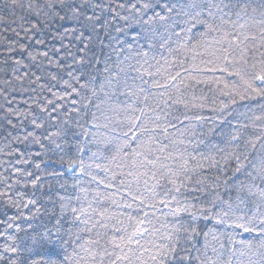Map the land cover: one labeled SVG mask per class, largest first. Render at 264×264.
<instances>
[{"label": "trees", "instance_id": "trees-1", "mask_svg": "<svg viewBox=\"0 0 264 264\" xmlns=\"http://www.w3.org/2000/svg\"><path fill=\"white\" fill-rule=\"evenodd\" d=\"M121 2L125 7L117 6ZM135 2L137 0H101L102 4L111 5L113 11L103 13V27L98 22L96 31L89 29L85 32V37L90 39L88 47L84 48L80 37L73 31L83 29L75 22L41 24L27 10L29 0H15V3L13 0H0V192L7 193L0 196V264H94L89 250L96 252L98 246L91 241L97 239L98 232L113 234L112 229L117 226L130 229L129 214L144 219L145 227L154 233L150 239L159 244L168 242L162 237L170 234L175 227L182 226L189 232L194 228L199 233L193 240L195 246L182 238L181 248L192 247L193 257H204L206 254L210 264L211 261L216 264H248L249 256L253 260L258 259L253 253L264 238L246 233L241 228L229 227L236 222H246L256 213V204L253 203L256 198L238 191L241 182L248 180L245 171H251V168L235 173L234 165L225 167L222 157L233 150L229 140L231 134L237 132V125L251 124L253 114L264 113V99L256 97L241 101L237 97L236 104L220 111L230 99L222 93L232 91L233 85L235 90L243 91V82L236 76H229L228 72L193 69L225 67L233 70L217 52L224 45L215 41L227 32L258 37L259 24H254L253 18L257 22L261 19L264 0H213L223 10L217 16L224 15L225 22L222 23V31L209 33L203 38L200 37L204 31L201 26L193 28L191 33L181 31L186 26L183 17L175 12L170 15L179 22V26L172 20L156 21L151 26L142 22L125 24L120 17L126 15L131 18L133 13L127 9ZM244 5L249 6L247 13L240 12ZM141 15L148 19L151 12L147 15L141 12ZM109 20L112 22L109 23ZM216 23L221 24V21L217 19ZM149 27L154 30L151 36L153 47L149 49L145 45L143 50L148 51L147 58L137 56L139 44L132 37L147 32ZM121 28L123 32L119 31ZM200 39L202 43H198ZM247 43L259 48L261 40L258 37L255 42L249 40ZM45 52L47 57L43 55ZM213 52H216L215 56ZM30 56H35L36 60H31ZM234 56L239 60L238 55L234 53ZM247 56L251 63L254 53L249 51ZM73 57L84 58V64H74L70 68L68 65L73 63ZM259 59V55H255L256 62ZM17 60L20 64L15 63ZM49 60L53 61L51 66ZM57 61L59 67L55 66ZM105 64L113 76L121 67L126 69L120 73L121 87L115 90L97 87L93 95L89 89L109 75L103 72ZM129 64L135 65L139 72L129 68ZM157 68L165 75L179 71L183 78L194 76L210 82L197 85L186 80V83H193V87L185 93L190 109L180 108L175 114L186 112L190 119L178 125L179 130L169 128L168 138L161 135L156 144V147L164 148L157 155L171 154L174 157L165 161L173 168L181 154L188 159L190 167H196L193 182L185 181V187L179 193L170 191L173 185L164 180L157 185L147 176H142L137 182L135 177L127 175L130 171H137L131 164L135 157L129 149L119 150L126 139L122 135L125 129L121 123L127 114L124 109L130 105L143 107L135 97L125 94L123 81L127 80L131 86L129 91L134 88L138 91L137 86L148 89L160 77L145 75L147 83H144L139 78L140 73H155ZM186 68L189 71L186 72ZM33 73L41 77L35 83L32 82L35 80ZM52 75L57 79L51 80ZM93 75L96 81L87 89L81 88L80 84ZM17 76L22 77L23 83L16 79ZM74 77L80 80V84ZM65 82L72 84L76 91L66 87ZM224 83L228 84L227 89ZM41 84L43 87H40ZM61 96L64 99L58 98ZM49 100L53 103H47ZM42 107L48 108L51 115L42 112ZM197 115L204 119L197 121ZM34 119L42 122L44 127L36 128L32 123ZM256 123L255 130L241 128L240 134L244 137L257 134L261 122ZM56 144L60 147L57 148ZM221 148L225 152H220ZM209 156L221 163L213 166L207 159ZM198 164L203 167H197ZM196 178H203L205 184H195ZM144 180L148 181L147 185ZM192 188L203 190L191 191ZM129 191L138 195L135 202L131 200ZM140 198L145 200V204L139 203ZM29 200L35 203L29 204ZM161 200L166 203H160ZM129 203L132 208L124 207ZM149 204L155 207H148ZM137 206L143 208V212L134 211ZM185 206L196 214L195 218L183 211L176 216L172 214L174 209ZM72 208L78 211L73 213ZM201 208H210V211L201 212ZM80 210L85 214L81 215ZM101 212L105 213V218L100 216ZM261 212L264 213V208ZM256 215L259 218L260 213ZM75 216H80V219L75 220ZM238 217L244 219L238 220ZM85 220L87 224L83 223ZM97 220L109 227L96 225ZM121 220L124 225L118 223ZM218 220L223 222L217 223ZM57 232L67 241L64 248L58 244L53 247L41 240L44 233L55 239ZM34 238L38 241L35 244ZM249 244L252 249L248 248ZM9 246L17 251L5 252L4 248ZM65 255L67 261H64ZM190 264H198V261L192 260Z\"/></svg>", "mask_w": 264, "mask_h": 264}, {"label": "snow or ice", "instance_id": "snow-or-ice-1", "mask_svg": "<svg viewBox=\"0 0 264 264\" xmlns=\"http://www.w3.org/2000/svg\"><path fill=\"white\" fill-rule=\"evenodd\" d=\"M15 3V0H13ZM23 7V5H20ZM120 8L125 7L124 3L121 2L117 5ZM248 5H244L240 12L247 13ZM159 9V11H157ZM27 10L37 17L38 23L51 25L53 22L58 21H73L79 25L83 31L77 32L73 30L76 35L81 39L82 46L84 48L88 47V41L90 38L85 37V32L89 29L91 31H96V25L98 22L101 23L103 27L102 18L105 11L112 13L113 9L111 5H105L101 3V0H29L27 5ZM215 10V11H214ZM127 11L132 12L133 16L120 17L125 21V24L142 22L143 24L151 26L152 23L156 21L167 22L172 20L173 23L179 26V22L173 19L170 15L175 12L177 16L183 17V24L186 26L181 29V31L186 33H191L193 28L201 26L204 31L200 33V37L203 38L212 32L222 31V23H224V15L217 16V13L222 12V8L213 0H137L135 3H131ZM253 12L256 9H252ZM91 12V15H89ZM141 12L144 15H147L151 12V16L148 19H144V16L141 15ZM240 12L237 15H240ZM116 15H119L118 13ZM261 19L257 22L253 18L254 24H259L258 27V37L261 40L260 47L255 48L254 46H249L247 41L251 40L255 42L257 40V35L249 36L245 33L236 35L235 33L227 32L224 33L223 37L217 41V44H222L224 46L217 49V52L221 53V59L226 64H230L232 69L229 71L228 68L218 67V68H194L195 71H220L228 72L229 76H236L240 81L243 82L244 88L243 91L235 90V85H233L232 91H227L222 93L223 95L228 96L229 104H224L220 111H223L225 108L230 105L237 103V97L241 101L250 98L259 97L264 99V7L260 11ZM219 19L221 24H217L216 20ZM111 23L112 21H108ZM244 27V25H241ZM119 31L123 32L124 29L121 28ZM154 30L149 27V30L144 33H138L136 36H133L132 39L139 44V49L136 50L137 56H142L147 58L148 51H144L145 45L150 49L153 47L151 36ZM180 35V33H175ZM230 37H234L231 39ZM190 39L192 37H189ZM143 41L144 43H141ZM203 40H198V43H202ZM59 51V49L57 50ZM252 51L254 56L252 62H249L247 53ZM234 53L239 56V60L235 59ZM47 57V53H43ZM212 55H216V52H213ZM255 55H259L260 59L258 62L255 60ZM135 58V57H133ZM30 59L35 61V56H30ZM84 58H75L73 57V63L68 66L71 68L74 64H84ZM16 64H20V61H15ZM147 63V59H145ZM53 61L49 60V65L51 66ZM239 65V66H237ZM55 66L59 67V62H55ZM129 68L134 71L139 72V69L135 65L129 64ZM143 67V65H141ZM126 69L121 67L115 76L111 75V70L105 64L103 72L109 73L106 75L102 81L98 82L95 86L91 87L89 90L96 94V88L99 87L101 90L111 87L113 90L121 87L120 73L125 72ZM167 71V70H165ZM189 71V69H185ZM35 77V80L32 82L40 80L41 77L36 73L32 74ZM158 76L159 79H156L152 82L150 88L145 89L142 86H137L136 88L129 91L131 87L128 85L127 80L123 81V87L125 89V94L129 97H135L136 100L140 101L143 104V107L137 106H128L124 111L127 113L125 119L121 121L124 125V131L122 132L125 141L119 150L129 149L130 153L135 159L131 161L132 166L137 169V171H130L127 173L129 176L135 177L138 182L142 176H147L149 179L156 181V184L159 185L160 180L166 181L168 184L173 185V189L170 191H175L179 193L181 188L185 187L184 182L189 183L193 182L194 177L196 176V167H190L188 159H185L183 154L179 158L175 168L172 165L166 163L165 161L173 159L174 157L169 154V156H160L157 155L158 152H163V147H156V144L160 141L161 135H164L165 138H168L169 128H177L178 125L185 124V121L190 119L187 116V113L184 112L183 119L181 115H176L175 112H179L180 108L190 109V103L185 100V93L187 89L193 87V83H186V80L193 81L194 84H208L210 83L207 80L199 79L194 76H189L187 78L181 77V73L177 71L175 74L168 73L165 75L163 72L157 68L155 73L145 72L140 73V80L144 83V76ZM179 78V79H178ZM16 79L23 83V79L20 76H17ZM51 80H56L55 75L50 76ZM77 84H80V80L74 77ZM96 76L93 75L90 80H86L84 84H80L81 88L87 89L89 85H92L96 81ZM218 82V81H212ZM10 83V81H8ZM66 87L71 88L73 91L76 89L72 84L67 82ZM183 86V87H181ZM40 87H43L41 84ZM224 88H228V84L224 83ZM152 89H163L161 92L153 91ZM143 93L141 96L140 94ZM113 94L115 92L113 91ZM2 95V93H0ZM55 95V93H53ZM79 95V92H77ZM59 99H64V97H58ZM47 103L52 104V101H47ZM90 103V101H89ZM203 107V105H199ZM99 107V105H97ZM191 107H196V105H191ZM150 110V111H149ZM42 112L48 113V108L42 107ZM215 111V109H213ZM197 121L204 119L203 116L197 115L195 117ZM251 124L237 125V132L231 134L229 143L233 145V150L225 153L222 157L223 164L225 167L229 165H234V172L240 173L242 170H247L251 168V171H245L247 176V182H241V185L238 188L240 192H246L248 196L255 197L256 200L253 201L256 204V213H260L259 218L256 213H253L251 217L248 218L246 222H236L229 227H236L243 229L246 233H252L256 236L264 238V213L261 212V208H264V113L260 115L253 114L250 117ZM175 121V122H174ZM257 121L261 122L259 125L258 133L254 136L244 137L240 134L239 129L257 128ZM178 122V123H176ZM11 123V121H9ZM32 123L36 128H43L44 124L33 120ZM95 126V125H94ZM179 130V129H178ZM31 135V134H30ZM51 139V137H48ZM27 139V137H25ZM35 142L39 143V140L33 137ZM239 142V143H236ZM135 144L136 147L133 148L132 145ZM56 147L59 148L60 145L56 144ZM220 152H225L223 148L219 149ZM195 159V157H192ZM212 162L213 166H217L221 161L216 160L215 157H207ZM258 160V163L256 162ZM197 167H203V165L198 164ZM39 168V165H37ZM144 169V171H139ZM29 175H31L29 173ZM38 179V178H37ZM219 180V177H216ZM179 181V183H178ZM259 181V183H257ZM195 184L204 185L205 180L203 178H196ZM225 184L227 180L223 181ZM145 185L148 181L144 180ZM109 185H105L108 187ZM129 188L132 187L131 182H129ZM35 187V184H33ZM202 188H192L191 191H201ZM131 196V200L135 202L139 197L134 195L129 191L128 193ZM7 195V193L0 192V196ZM175 200V197H173ZM29 204L35 203L33 200L28 201ZM139 203L141 205L145 204V200L140 198ZM160 203H166V201L161 200ZM179 203V201H177ZM214 206V202H213ZM124 207L132 208L131 203L125 204ZM148 207H155L154 204H149ZM194 207V205H193ZM71 211L76 213L77 208H72ZM134 211L143 212V208L137 206ZM181 211L186 212L189 216L195 218V213L190 211L188 206H185L183 209L177 208L174 209L173 215H178ZM201 212H208L209 209L201 208ZM80 214L84 215V211L80 210ZM147 216V213H144ZM227 215V213H224ZM100 216L105 218V213L101 212ZM111 219L112 217H106ZM210 218V217H208ZM75 220H79L80 216H75ZM131 228L128 227H114L112 229L111 235L108 232H98L97 239L91 241L98 246V251L92 252L89 250L91 255V260L94 264H190L192 260L198 261V264H210V258H207L206 254L204 257L191 255L192 247H194V237L199 233L193 228L191 232L188 229L180 227L173 228L172 232L164 237V240L168 241L165 244H159L151 240L150 237L154 234L152 229L145 227L146 221L144 219L134 218L131 214L127 217ZM243 217H238V220H243ZM87 220L83 223L87 224ZM222 220H218L217 223H222ZM120 225H124V221L121 220L118 222ZM150 223V221H148ZM96 225H100L103 228H108L107 223H101L100 220L95 222ZM95 226V225H93ZM182 233L186 235L182 236ZM119 234V235H117ZM185 239L192 247H183L181 248V240ZM79 239V237H77ZM41 240L46 243L53 245V247L59 245V247L64 248V245L67 241H64L60 237L59 232L56 234V238L53 239L48 235V233L42 234ZM38 241L34 238L33 243ZM252 245L249 244L248 248L252 249ZM5 252H16L17 249L14 247H5ZM66 252V249H65ZM147 253V255H145ZM183 253V254H182ZM247 255V253H242ZM258 257L257 260H253L252 256H249L248 264H264V240H262L259 248L256 252L253 253ZM68 257L65 255L64 261H67ZM84 259V257H81ZM15 264V262H13ZM52 264V262H48ZM211 264H216L215 261H211Z\"/></svg>", "mask_w": 264, "mask_h": 264}]
</instances>
